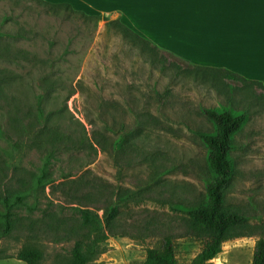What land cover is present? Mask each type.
<instances>
[{"label":"rangeland","instance_id":"374dc122","mask_svg":"<svg viewBox=\"0 0 264 264\" xmlns=\"http://www.w3.org/2000/svg\"><path fill=\"white\" fill-rule=\"evenodd\" d=\"M60 4L66 3L0 0V29L8 35L0 40V50L8 47L14 54L20 51L27 56L17 62L0 58V69L6 68L12 76H17L12 93L32 101L31 87L37 90L41 77L48 73L52 94L45 102L47 108H51V104L63 108L65 98L72 94L65 105L70 121H64L63 126L70 127L76 119L84 125L90 138L88 121L101 127L99 115L102 114L114 131H119V123H122L124 132L132 133L138 149L110 157L95 147L97 155L86 159L88 165L81 170L76 168L81 156L61 153L53 166L55 175L72 170L58 177L55 184L74 181L88 171V182L83 181V185L71 189L83 193L84 188L89 189L91 185L98 187L99 182L92 181V177H96L114 190L133 191L137 196L121 211H131L124 219L134 236L137 230L132 228L137 226L141 230L145 223H152L153 217L160 222H170L176 215H183L175 209L177 201L190 202L203 191L200 177L205 148L196 132L209 133L211 125L201 115L200 108L224 103L227 110L247 117L235 137V174L227 204L245 216L241 232L248 234L225 242L220 254L207 264H252L255 242L259 236H264V227L262 230L252 228L264 226V90L232 82H229L232 89H227L216 78L201 82L198 72L191 69L197 64L166 50L148 52L116 36L107 23L120 21L144 38L138 27L120 13L82 11L69 4L51 8ZM81 13L103 18L96 23L89 22ZM219 22L216 29L214 26L215 33L208 34H215L214 42L222 45L226 39L220 41V38L226 35V30L223 21ZM17 33L23 36L13 38ZM50 65L53 71H45ZM10 110L0 100L1 123L5 133L16 140L7 123ZM0 144L7 147L4 141ZM41 157L35 150L25 152L20 169L8 171L1 178L0 197L5 189H16L14 175L28 179L36 172ZM153 179L158 182L152 183ZM45 195L50 203L41 199L38 211L29 214L20 209L17 212L16 229L0 241V264H25L18 259L25 247L39 251L40 264H70L73 240L54 242L50 230L47 233L45 229L48 216L53 212L59 219L76 224L79 216L73 208L76 205L63 204L58 193L53 198L49 187L45 188ZM81 206L89 204L82 202ZM98 215L101 216V212ZM157 239L155 236H146L144 240L131 236L110 237L107 251L93 264H143L146 249L154 247ZM174 245L177 264H191L202 249L199 241L189 237L174 239Z\"/></svg>","mask_w":264,"mask_h":264},{"label":"trees","instance_id":"16d2710c","mask_svg":"<svg viewBox=\"0 0 264 264\" xmlns=\"http://www.w3.org/2000/svg\"><path fill=\"white\" fill-rule=\"evenodd\" d=\"M61 5L69 6L60 4L51 5V8H58ZM81 14L89 22L96 23L103 18ZM107 27L125 42L138 45L148 52H162L154 43L140 37L120 21L109 22ZM6 34L0 29V40L8 36ZM22 36L21 33H17L13 38ZM0 58L17 62L20 59H26L27 56L26 53L20 54V51H15L14 54L11 49L5 47L0 50ZM44 69L52 72L54 68L50 65ZM191 69L198 72L197 78L201 82L216 78L227 89H232L229 84L232 82L260 87L264 90L262 84L248 81L224 69L196 66ZM11 74L12 72L6 68L0 69V100H3L11 109L7 114V123L10 133L16 136V140L11 139V135L5 133L0 120V143L4 141L7 144L6 148L0 144V181L8 171L15 172L20 169L19 163L25 152L35 150L40 152L42 157L37 171L33 172L28 179L21 175H14L16 189L3 191L0 197V241L9 237L16 229L18 223L16 215L20 209L33 214L39 210L41 199L50 203L45 195L46 187H49V195L53 198L58 193L63 204L76 205L73 208L79 214L75 219L76 224H70L71 220H61L53 212L48 216L47 229H45L47 233L51 232L54 242L73 240L70 264H93L107 251V241L110 237L123 236L142 240L146 236L158 238L154 247L146 249L143 264H177L174 239L182 237L193 238L202 244V249L191 264H207L220 254L225 242L247 236L248 233L243 235L244 233L241 232L245 226V216L227 204V195L231 191L235 174L233 157V152L236 150L235 137L246 123L245 114L227 110L224 103H219L213 108H200L201 115L211 125L209 133L196 132L205 148L203 174L200 177L203 191L190 202L177 201L175 209L183 215L173 217L172 224L171 221L160 222L153 217L152 223H145L141 230L137 229V226L131 227L137 230L134 236L128 229L127 219H124L125 215L131 211L123 212L121 208L133 200L137 196L136 193L129 189L114 190V187L100 183V179L96 177H92V181H98V187L96 184L91 185L89 189L84 188L85 191L82 193L71 187L88 182L87 177L90 175L88 171L83 172L74 181H62L55 184L58 177L69 174L72 169L61 171L58 176L53 170L61 153L81 156L76 165L77 170H81L88 165L87 160L97 155L95 147L110 157L122 156L129 150L136 151L138 146L132 140V133H125L122 123H119L120 130L114 131L102 114L99 115L101 127H98L94 121H88L91 127L90 138L84 125L76 119H73L75 123L69 124L70 127L63 126L64 121L68 120L66 101L72 94L65 98L63 108L55 104L47 108L45 102L52 94V84L47 79L48 73L41 77L37 90L31 87L32 101L12 93L13 81L17 80V76ZM207 74L212 75L210 77ZM157 96L162 103L160 95ZM228 102L230 103L231 100ZM153 181L158 182L153 179L152 183ZM82 202H87L89 206H81ZM98 212H101V216ZM263 227L252 228L262 230ZM144 232L146 236H143ZM18 259L25 264H40L41 255L35 248L25 247ZM252 264H264V236L262 235L255 242Z\"/></svg>","mask_w":264,"mask_h":264},{"label":"crops","instance_id":"0c3cea01","mask_svg":"<svg viewBox=\"0 0 264 264\" xmlns=\"http://www.w3.org/2000/svg\"><path fill=\"white\" fill-rule=\"evenodd\" d=\"M49 1L82 11L120 13L160 50L201 67L233 72L264 87V0ZM219 21L226 30L222 45L214 42L215 34H208L215 33Z\"/></svg>","mask_w":264,"mask_h":264}]
</instances>
